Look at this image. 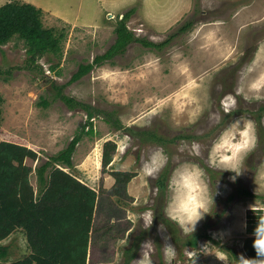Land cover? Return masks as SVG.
I'll use <instances>...</instances> for the list:
<instances>
[{"label": "rangeland", "instance_id": "obj_1", "mask_svg": "<svg viewBox=\"0 0 264 264\" xmlns=\"http://www.w3.org/2000/svg\"><path fill=\"white\" fill-rule=\"evenodd\" d=\"M10 2L34 5L58 48L32 56L18 34L0 45V143L37 153L25 161L37 195V169L80 137L71 166H56L98 193L87 264H137L146 240L151 264H236L247 256L244 242L264 215V83L252 87L264 81V0H0V7ZM130 10L135 38L163 45L135 41L114 62L69 82L115 43ZM241 117L253 123L255 141L232 181L234 173L213 165L211 147ZM107 141L116 150L105 167ZM158 150L167 160L145 176ZM184 162L204 170L214 195L194 232L165 213L169 179ZM114 171L133 175L125 192ZM147 209L159 222L150 229L141 215ZM193 238L196 247L187 244ZM168 241L174 257L165 254ZM2 244L9 261L30 255L23 230Z\"/></svg>", "mask_w": 264, "mask_h": 264}, {"label": "trees", "instance_id": "obj_2", "mask_svg": "<svg viewBox=\"0 0 264 264\" xmlns=\"http://www.w3.org/2000/svg\"><path fill=\"white\" fill-rule=\"evenodd\" d=\"M132 13V10L128 11L118 22L115 43L104 54L97 55L92 62L80 65L69 82L80 80L107 62H114V58L125 54L128 46L135 41L147 48L163 45L135 38L126 24ZM39 14L40 11L31 4L10 2L0 7V45L18 34L26 41L28 52L32 56L58 48L50 33L43 28ZM60 98L71 105L70 98L64 95ZM79 142L80 137H75L58 156L37 169L41 186L37 195L29 179L32 168L25 164L27 159H37V153L16 143H0V264L88 263L98 193L56 166H71ZM115 150L116 145L107 141L103 152L105 167L112 163V153ZM112 175L116 180L115 187L122 185L125 192L133 175L118 171L112 172ZM245 194L252 196L247 191ZM17 230L25 232L30 255L17 261H9V247L2 242ZM249 233L252 234V231ZM253 238L250 236L244 242L248 257L255 256ZM187 244L196 247L197 239L193 238Z\"/></svg>", "mask_w": 264, "mask_h": 264}, {"label": "clouds", "instance_id": "obj_3", "mask_svg": "<svg viewBox=\"0 0 264 264\" xmlns=\"http://www.w3.org/2000/svg\"><path fill=\"white\" fill-rule=\"evenodd\" d=\"M262 82L252 85L253 88L261 87ZM236 119L226 127L215 139L211 147L212 163L223 171L234 173L229 177L235 181L240 175V164L243 154L252 146L255 141L254 126L250 120ZM193 152L198 154L199 144L192 143ZM167 160V156L160 150L154 152L143 166L145 176H153L159 171ZM170 197L167 200L165 213L172 220L180 225L185 232H194L196 224L208 212L209 205L213 203V196L209 192V185L204 170L195 163L184 162L178 164L174 169L168 184ZM144 226L150 229L153 224V213L147 209L143 214ZM247 227V224L244 225ZM158 227V231H159ZM252 248L255 251L254 257H247L240 253L236 264H264V215L257 218L252 231ZM162 239L167 240L166 236ZM152 241L143 242L145 250L137 264H151L150 250ZM165 254L174 257L175 247L173 243L167 242L164 245Z\"/></svg>", "mask_w": 264, "mask_h": 264}, {"label": "flooded vegetation", "instance_id": "obj_4", "mask_svg": "<svg viewBox=\"0 0 264 264\" xmlns=\"http://www.w3.org/2000/svg\"><path fill=\"white\" fill-rule=\"evenodd\" d=\"M248 192V191H247ZM251 193V192H250ZM156 221L154 220V223H155ZM156 223H159L158 221L156 222Z\"/></svg>", "mask_w": 264, "mask_h": 264}]
</instances>
